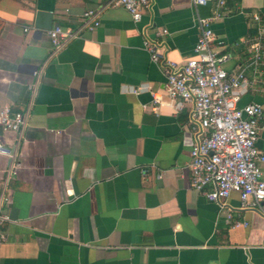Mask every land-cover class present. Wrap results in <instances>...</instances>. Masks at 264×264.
Returning a JSON list of instances; mask_svg holds the SVG:
<instances>
[{"label": "crops", "instance_id": "crops-1", "mask_svg": "<svg viewBox=\"0 0 264 264\" xmlns=\"http://www.w3.org/2000/svg\"><path fill=\"white\" fill-rule=\"evenodd\" d=\"M213 8L149 0L134 22L112 0H0V109L28 110L20 134L0 129L20 163L6 180L0 264H264V202L242 208L232 192L219 206L191 189L188 106L152 104L162 64L193 56L197 19ZM90 9L92 30L81 20ZM55 25L77 32L56 52ZM260 26L264 0H226L211 28L232 56L227 68L244 63ZM248 77L238 105L261 106L264 155V88ZM8 167L0 154V190Z\"/></svg>", "mask_w": 264, "mask_h": 264}, {"label": "built area", "instance_id": "built-area-1", "mask_svg": "<svg viewBox=\"0 0 264 264\" xmlns=\"http://www.w3.org/2000/svg\"><path fill=\"white\" fill-rule=\"evenodd\" d=\"M122 7L134 22L141 19L142 11L149 0H112ZM195 6L205 5L208 0H191ZM211 15L198 17L199 36L193 47V56L179 63L166 60L162 64L165 77L163 93L151 92L153 109L166 98L188 106L187 119L193 135L188 164L191 189L201 193L207 200L223 206L232 192H237L242 208H253L264 202V174L261 164L264 155L256 148L258 120L262 109L257 103L239 106L244 87L251 82L264 88V26L257 37L246 43L247 57L243 64L227 68L232 61L229 52L214 34L211 25L220 19L226 10V0H213ZM99 11L86 10L81 15L83 27L92 30L99 25ZM259 21L257 15H253ZM161 34L166 33L162 30ZM158 33V34H160ZM48 38L54 52L77 36V32L53 26ZM143 47L150 60L160 62L158 44L143 40ZM28 110L11 111L0 109L2 132L20 134L26 123ZM0 154L9 160L4 183L0 190V243L6 237L3 225L11 221L7 208L11 194L6 180L14 175L20 163L16 154L0 144Z\"/></svg>", "mask_w": 264, "mask_h": 264}]
</instances>
